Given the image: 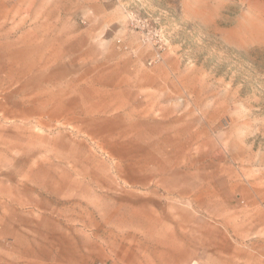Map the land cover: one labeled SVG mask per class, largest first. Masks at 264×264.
Wrapping results in <instances>:
<instances>
[{
	"label": "rangeland",
	"instance_id": "1",
	"mask_svg": "<svg viewBox=\"0 0 264 264\" xmlns=\"http://www.w3.org/2000/svg\"><path fill=\"white\" fill-rule=\"evenodd\" d=\"M36 23L107 26L112 62L101 73L113 93L97 103L68 93L69 78H42L67 74V61L16 63L15 47L30 46L14 35ZM134 74L160 87L140 105ZM148 138H162L157 151ZM185 138L196 139L186 153ZM224 138H240L264 169V0H0V214H81V264L141 247L123 212L134 201L140 220L144 167L221 166ZM159 183L150 188L163 198Z\"/></svg>",
	"mask_w": 264,
	"mask_h": 264
},
{
	"label": "crops",
	"instance_id": "2",
	"mask_svg": "<svg viewBox=\"0 0 264 264\" xmlns=\"http://www.w3.org/2000/svg\"><path fill=\"white\" fill-rule=\"evenodd\" d=\"M106 27L31 24L14 35L16 46L19 42L30 46L29 52L15 47V62L26 63L32 71L37 63L44 67L67 61V74L42 78L73 80L70 94L87 93L92 98L111 94L117 82L103 83L101 73L102 62H112L107 55L112 56L115 38L106 35ZM132 62L138 63V57ZM143 78L134 74L129 92L138 105L147 90L160 91L158 86L143 85ZM78 107L81 110V104ZM161 139L148 138L150 150L157 151L160 145L154 144ZM233 139L224 138L223 143L229 144L228 161L221 166L206 162L204 166L167 167L165 173L144 167L142 186L148 187V196L141 201L140 220L134 201L127 202L123 212L126 227L140 229L142 245L120 252L111 248L114 257L104 264H264V177L259 176L264 169L255 164L253 151L240 138ZM195 140H183L185 153ZM198 144L205 157L213 155L203 142ZM155 180L160 182L157 186L164 191L163 198L155 197L156 189L150 188ZM74 222L78 225L71 226ZM0 264H81V214H23L16 209L0 214Z\"/></svg>",
	"mask_w": 264,
	"mask_h": 264
},
{
	"label": "built area",
	"instance_id": "3",
	"mask_svg": "<svg viewBox=\"0 0 264 264\" xmlns=\"http://www.w3.org/2000/svg\"><path fill=\"white\" fill-rule=\"evenodd\" d=\"M156 59L158 58V55H155ZM153 62V60L149 61L148 64L150 65Z\"/></svg>",
	"mask_w": 264,
	"mask_h": 264
}]
</instances>
